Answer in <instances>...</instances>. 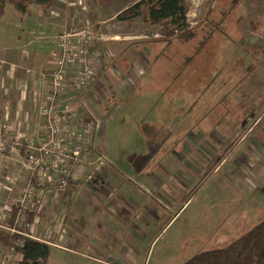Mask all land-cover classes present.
Instances as JSON below:
<instances>
[{
  "label": "rangeland",
  "instance_id": "rangeland-1",
  "mask_svg": "<svg viewBox=\"0 0 264 264\" xmlns=\"http://www.w3.org/2000/svg\"><path fill=\"white\" fill-rule=\"evenodd\" d=\"M133 1L107 0L109 9L105 15L113 14L119 7L130 5ZM31 2L46 3L45 0ZM212 2L213 0L188 1L192 12L190 26L194 28L195 35L180 37L169 46H166V42L162 44V37H150L156 29L143 26L138 19L136 24L131 25L132 35L144 33L150 37L149 40H158L162 45L160 48H167L165 53L172 52L173 57L168 54L162 61L160 57L164 56L156 55L153 64H147L150 73L145 79L137 82L133 89L125 90L114 102L102 100L94 89L88 93V98L93 103L91 109L103 126L94 151L103 149L115 162L114 178L124 182V186L116 183L118 195L128 193L133 203H139L141 199L137 198L138 189L143 188L140 185H148L149 176H158L164 187L154 190L157 196L167 200L169 196L177 197V207L167 210V215L157 221L153 217L145 219L150 225L149 242L145 250L133 247L135 264H184L198 253L229 246L264 221V138L261 137L264 134V8L254 12L250 10L249 3L244 1L239 12L242 21L240 25L235 28L231 18L227 25L223 23L215 31L212 40H207V32H210L208 26H196L208 12ZM223 4L226 5L225 0ZM229 4L231 0H228L226 10ZM16 12L8 5L5 17L0 19V45L4 42L5 34H10L8 29L11 22L16 29L14 15L20 18ZM235 14L236 12L233 15ZM222 16L221 12L214 11L210 19L219 23ZM26 20L19 21L22 23L20 27L28 32L29 23ZM195 21H198L197 24ZM114 23L115 21L110 22L107 26H117L124 30L129 26ZM254 34L260 37L249 39ZM227 35L232 37V42L225 38ZM7 44L15 45L7 41L2 46ZM137 62L139 61H136L135 67L138 69L137 76H140ZM169 66L176 68L179 73L178 96L176 91L169 94L173 101L176 98L178 100V116L154 124L159 119L160 102L165 100V92L161 94L160 91L166 90V85L176 75L173 70V75L169 72L172 76L163 73L160 79V70L166 68L168 72ZM143 71L144 66L141 73ZM212 78L217 82L222 81L230 90L236 88L235 94H241V101L239 96L224 90L222 102L217 106L216 90H207L208 81ZM127 83L132 87L130 80ZM184 99L188 100L184 103ZM243 101H248V108L242 106ZM188 104L193 113L187 114ZM248 109L255 113L254 120H247ZM175 121H178V129H174ZM237 128L245 132L240 136L242 138L238 144L233 145L225 156L219 155L215 150L212 155H198L195 158L197 165L191 173L183 166L179 169L169 165L174 153L182 152L187 130L191 129L192 133L197 134L204 133L207 138L205 148L208 149L210 143L215 147L216 143L227 141V135ZM173 129L175 133L172 136L170 133ZM158 166L166 170L164 174L161 175ZM91 218L93 216L86 208L78 218V221H83L79 223L80 227L88 234L92 232L88 224ZM160 220L158 227L157 222ZM101 221L103 220L100 219ZM67 222L73 220L67 218ZM137 222V219H133L132 228ZM64 229L68 231V235L74 232L68 225ZM133 245L131 241L130 247ZM64 247L67 251L62 250ZM80 247L72 248L68 244L57 242L48 264H96L91 257L105 264L111 263L107 254L103 253V247L95 250ZM4 253L5 251L1 255L4 256ZM6 253L5 258L11 262L14 256ZM78 253H89L88 258L83 259ZM4 260L0 256V264Z\"/></svg>",
  "mask_w": 264,
  "mask_h": 264
},
{
  "label": "crops",
  "instance_id": "crops-1",
  "mask_svg": "<svg viewBox=\"0 0 264 264\" xmlns=\"http://www.w3.org/2000/svg\"><path fill=\"white\" fill-rule=\"evenodd\" d=\"M45 1L46 3L43 4L32 3L30 11L26 15L16 12L20 17L17 18L14 15L17 23L16 29H14L13 22H11L10 29H8L10 34H5L2 43L10 41L15 45H0V123L8 125L14 137L32 142L40 140L44 123L42 108L47 101L49 91L48 77L55 68L56 37L89 28L95 34L94 50L98 54V73L95 83L83 95L76 107L85 112L88 117L99 120L94 141L96 144V140L102 135L103 126L100 118L91 109L93 103L89 100L88 93L94 89V92L98 93L102 100L114 102V99L125 93V90L133 89L137 82L145 79L150 73L148 65L153 64V58L156 55H163L164 57H160L163 61L165 56L171 54L173 57V54L172 52L164 54L160 48L162 45L158 40H149L150 37H161L156 30L151 33L150 37L144 33L132 35L131 25L136 24L139 21L138 19L131 22L118 21L117 16L119 14L140 0H134L133 3L125 7L123 5L110 15H105L109 9L107 0ZM108 1L113 2L114 0ZM223 1L216 0L215 2L213 0L210 10L212 12L219 11L223 14L221 21L224 25H227L229 20L233 18L235 28L242 22L239 12L244 1L249 3L250 10L254 12L264 8V0H231V4L226 10L228 0H225L226 5L223 4ZM106 5L107 8H105ZM235 12L236 14L233 15ZM191 17L192 12L190 11L189 20H191ZM22 19H27L26 22L29 23L28 32L22 26L20 27L22 23L19 20ZM114 21V25L126 24L129 26L126 30L117 26L112 28L107 26L108 23ZM143 26L147 27L145 24ZM257 36L260 37L254 34L249 39L252 40ZM213 37L214 33L209 38L207 36V40H212ZM225 38L231 42L233 41L231 40L232 37L228 35ZM130 41L137 42L130 43ZM156 47H158L157 50ZM136 61H139L137 63L140 66V76H137ZM142 66H144L143 73H141ZM160 66L162 67V65ZM167 70L168 72H166V68L160 70V79L163 73L171 75L169 73L171 72L173 75V70L176 71V68L169 66ZM178 76L179 73L176 71L174 80L172 79L171 83L166 85V90L160 91L161 94L165 92V100L160 99V108L157 107L160 109L159 119L154 124H160L167 118L178 116V100L176 98L173 101L169 98V94L173 91H176L178 96ZM129 80L132 87L127 83ZM212 88L216 90L214 93L218 97L215 101L217 106L222 102L221 95L224 90L232 94H235L237 90L236 88L230 90L222 81L217 82L213 78L208 81V92ZM237 96L241 101V94ZM187 100L184 99V103ZM230 101L231 99L228 102ZM242 106L248 108V101H243ZM190 113H193V111L190 110L188 104L187 114ZM247 114L249 115L247 120H254L256 115L252 109H248ZM174 129H178V121H175ZM174 129L170 133L172 136L175 133ZM244 132L245 130L237 128L232 134L227 135V141L218 142L215 147L210 143L208 149H206L207 138L205 134L192 133L191 129L187 130L188 135L185 137L186 142L181 147L183 148L182 152L174 153L169 160V165H171V168L177 167L179 169L183 166L185 170L191 173L197 165L196 156L205 155L206 153L212 155L214 150L219 155L225 156L233 145L238 144V141L242 138L240 136ZM174 137L176 138L177 135ZM174 137L172 139L175 140ZM261 137L264 138V134ZM177 164L179 165L177 166ZM154 166L157 168L156 164ZM0 167L3 171V176L0 178V228H3L4 225L9 223L13 207L19 200L23 187L27 182L28 172L24 165V158L19 153L9 154L2 160ZM115 168V162L100 148L99 152H93L88 167L80 172L79 180L74 181L69 188L56 192H40L41 208L32 223L29 238L49 245L51 254L52 249L57 246V242L64 243V245L68 244L72 248L86 244L87 247L80 248L90 247L95 250L97 247H103V253L107 254L111 260L109 261L111 263L107 264H135L136 254L132 250L133 247L135 246L137 250L141 248L145 250L149 242L150 225L145 219L153 217V220L157 221L163 215H167V210L173 209L174 206L177 207V197L169 196V200L160 199L154 190H160L164 187V184L158 176L155 178L149 176L148 185L141 184L140 188L141 186L143 188L138 189L139 195L137 198L141 199V202L133 203L132 197L128 193H123V196L118 195V190L115 187L116 183L124 186V182L114 178ZM158 169L161 175L166 171L161 166H158ZM85 208L93 216L88 221L89 228L92 230L89 234L80 227L79 223H83V221H78L80 212ZM97 213L99 214L97 215ZM136 216L138 217L135 218ZM67 218H71L73 222H67ZM100 219L103 221L100 222ZM133 219H137L138 222L132 228ZM43 220H45L44 224ZM160 222L161 220L157 222L158 227ZM66 225L74 229V232H70V235L64 229ZM131 241L134 244L132 248L130 247ZM93 246L95 247L93 248ZM2 249L0 246L1 259L5 257L6 253L2 256L1 253L5 251ZM59 249L61 248L59 247ZM62 250L67 251L65 247ZM88 254L78 253V256L87 259ZM13 256L12 260H21L18 255ZM94 258L91 257L96 264H105ZM103 258L107 259L105 256Z\"/></svg>",
  "mask_w": 264,
  "mask_h": 264
},
{
  "label": "built area",
  "instance_id": "built-area-1",
  "mask_svg": "<svg viewBox=\"0 0 264 264\" xmlns=\"http://www.w3.org/2000/svg\"><path fill=\"white\" fill-rule=\"evenodd\" d=\"M56 42L55 68L48 77L40 140L32 142L14 137L8 125L0 124V165L9 154L19 153L28 172L27 182L13 207L16 208L13 226L5 229L28 238L32 227L30 218L35 219L41 208L40 192L62 191L79 180L80 172L88 167L93 155L99 125L97 118L88 117L76 107L97 78L94 31L85 28L61 34ZM4 259L2 264H9Z\"/></svg>",
  "mask_w": 264,
  "mask_h": 264
},
{
  "label": "trees",
  "instance_id": "trees-1",
  "mask_svg": "<svg viewBox=\"0 0 264 264\" xmlns=\"http://www.w3.org/2000/svg\"><path fill=\"white\" fill-rule=\"evenodd\" d=\"M8 5L19 14L26 15L30 11L32 2L0 0V19L5 17ZM210 11L209 9L196 26L207 25L210 29V32H207L208 38L223 26V21L216 23L210 19L212 15ZM189 12L188 0H140L119 14L117 19L120 22L140 19L143 24L158 30L157 33L163 39L162 44L166 42V46H169L173 40L180 37L195 35L194 28H190ZM190 31L192 33H187ZM166 49L162 48L164 53ZM15 212L16 208H13L9 223L0 228V246L8 254L18 255L21 258L19 261L12 260L9 264H48L51 256L49 245L20 234H12L5 229L13 226ZM33 220L32 216L31 223ZM184 264H264V221L229 246L198 253Z\"/></svg>",
  "mask_w": 264,
  "mask_h": 264
}]
</instances>
